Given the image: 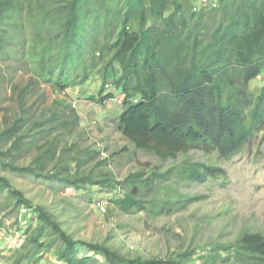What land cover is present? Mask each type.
<instances>
[{
    "label": "trees",
    "instance_id": "16d2710c",
    "mask_svg": "<svg viewBox=\"0 0 264 264\" xmlns=\"http://www.w3.org/2000/svg\"><path fill=\"white\" fill-rule=\"evenodd\" d=\"M17 41L30 45L27 61L35 79L18 89V116L0 131V172L42 178L75 193L86 192L89 185L109 187L108 176L72 175L68 164L47 171L64 134L55 136L56 143L46 137L76 126L80 117L59 104L29 120L27 100L40 82L66 94L99 75L98 97L88 100L102 107L121 96L118 131L136 150L162 162L193 150L229 160L264 131V85L249 87L264 76V0H218L216 7H198L191 0H0V56L16 48ZM43 140V149L28 165L16 164L24 151L40 150ZM185 169L186 177L199 183L224 174L209 164ZM143 176L129 175L124 182L130 189L117 191L111 203L123 212L142 210L139 186L149 184ZM2 193L0 211L11 207L2 218L26 210L36 222L16 247L13 264H36L51 249L62 264H96V256L106 264H176L196 256L185 251L167 259H128L103 244L74 240L52 212L31 204L0 175ZM201 198L181 195L165 204L180 210ZM203 250L204 264H264V235L246 232L232 243Z\"/></svg>",
    "mask_w": 264,
    "mask_h": 264
},
{
    "label": "rangeland",
    "instance_id": "374dc122",
    "mask_svg": "<svg viewBox=\"0 0 264 264\" xmlns=\"http://www.w3.org/2000/svg\"><path fill=\"white\" fill-rule=\"evenodd\" d=\"M196 6L199 7L200 2ZM30 38L26 33V39L30 41ZM20 41L13 42L16 48L0 56V131L18 116V89L35 79L34 70L27 61L26 51L30 45ZM21 46L26 47L25 52L21 51ZM40 83L41 86H37L34 95L27 100L29 120L39 119L43 111L48 115L59 104L80 116L76 126L61 128L46 137L48 142L56 143L55 136L59 132L64 134L58 137L60 143L55 159L48 163L47 171H53L55 164H68L72 175L88 173L94 179L108 176L110 188L89 185L86 192L75 193L73 188L65 189L61 184L42 178L21 176L10 171H2L0 175L22 191L31 204L42 205L52 212L74 240L103 244L128 259L159 260L195 251L193 261L181 264H204L199 257L205 254V246L227 245L246 232L264 235V131L248 148L229 160L193 150L175 160L162 162L150 153L136 150L118 131L116 112L121 111L120 105L111 101L110 108L105 104L100 108L88 100L89 97H98L99 75L91 76L79 87L80 90L73 88L66 94L55 91L54 86ZM262 85L264 76L253 80L249 87L255 90ZM38 145L42 147L40 150L33 147L24 151L16 164L28 165L43 149L44 140ZM69 146L72 147L63 153L62 149ZM94 152L95 156L87 158L86 153ZM107 157L108 161H102ZM86 159L85 163L81 161ZM76 160H80L82 165L79 166ZM197 163L218 167L224 174L202 183L191 181L184 171ZM140 172H144L143 180L149 179V184L139 186L138 190L143 208L123 212L110 199L119 190L126 193L130 187L125 179ZM181 195L202 198L180 210L165 204ZM97 198L106 203L104 213L93 202ZM3 203L5 193L0 195V204ZM10 210L11 207L0 211V264H13L17 249L6 244L4 239L15 230V222L23 221L21 239L25 237L26 229L34 228L36 224L33 214L26 210L2 218ZM54 256L55 250L51 249L36 264H51L50 259ZM95 259L96 264H106L99 256Z\"/></svg>",
    "mask_w": 264,
    "mask_h": 264
},
{
    "label": "built area",
    "instance_id": "2783aa9c",
    "mask_svg": "<svg viewBox=\"0 0 264 264\" xmlns=\"http://www.w3.org/2000/svg\"><path fill=\"white\" fill-rule=\"evenodd\" d=\"M218 0H206L207 5H210L211 7H216V3ZM113 102L117 103L118 105L122 104V97L121 96H115V98L112 99ZM93 202L95 203L96 207L100 210V212L104 213L106 211V203L104 201H102L101 199H93ZM23 228L22 223H18L15 226V230L13 232H11L10 235H8L7 237H5V243L6 244H11V246L18 247L20 245V240H21V229ZM81 254V252L79 253ZM52 264H62L56 260H53ZM153 264H165L163 261H157ZM176 264H181V263H176Z\"/></svg>",
    "mask_w": 264,
    "mask_h": 264
},
{
    "label": "crops",
    "instance_id": "0c3cea01",
    "mask_svg": "<svg viewBox=\"0 0 264 264\" xmlns=\"http://www.w3.org/2000/svg\"><path fill=\"white\" fill-rule=\"evenodd\" d=\"M191 1H193L194 4H197V2H200V5H204V3H206V0H191ZM109 103H111V101H110V102H109V101L106 102L105 105H107V106L110 108ZM94 105L97 106L96 104H94ZM99 107H100V106H99ZM100 108H101V107H100ZM116 114L118 115L119 112H116ZM79 117H80V116H79ZM53 258H54V257H53ZM53 260H54V259H50L51 264H52Z\"/></svg>",
    "mask_w": 264,
    "mask_h": 264
},
{
    "label": "clouds",
    "instance_id": "9594fccd",
    "mask_svg": "<svg viewBox=\"0 0 264 264\" xmlns=\"http://www.w3.org/2000/svg\"><path fill=\"white\" fill-rule=\"evenodd\" d=\"M112 101V100H111ZM113 102V101H112Z\"/></svg>",
    "mask_w": 264,
    "mask_h": 264
}]
</instances>
